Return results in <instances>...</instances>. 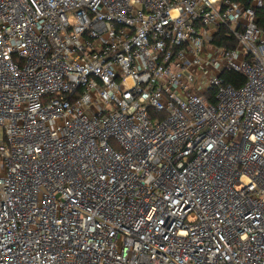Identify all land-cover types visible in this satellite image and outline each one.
<instances>
[{"label":"built area","instance_id":"built-area-1","mask_svg":"<svg viewBox=\"0 0 264 264\" xmlns=\"http://www.w3.org/2000/svg\"><path fill=\"white\" fill-rule=\"evenodd\" d=\"M262 8L0 0V264H264Z\"/></svg>","mask_w":264,"mask_h":264},{"label":"trees","instance_id":"trees-1","mask_svg":"<svg viewBox=\"0 0 264 264\" xmlns=\"http://www.w3.org/2000/svg\"><path fill=\"white\" fill-rule=\"evenodd\" d=\"M236 2L247 3V0H233ZM257 18L258 24L260 27H264V8L257 10ZM212 44L216 46H223L226 49H232L236 46L237 41L236 38L232 35L229 31L228 27L222 25L219 27L212 39ZM220 77L223 79L224 83L231 84L233 87H240L244 83V76L232 69H225L221 74ZM214 91L208 92V99L213 101L212 94ZM153 114L154 111L151 110Z\"/></svg>","mask_w":264,"mask_h":264}]
</instances>
